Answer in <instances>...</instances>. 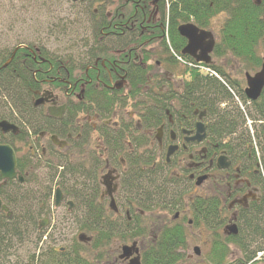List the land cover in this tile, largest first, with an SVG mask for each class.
I'll return each mask as SVG.
<instances>
[{"label":"flooded vegetation","instance_id":"1","mask_svg":"<svg viewBox=\"0 0 264 264\" xmlns=\"http://www.w3.org/2000/svg\"><path fill=\"white\" fill-rule=\"evenodd\" d=\"M51 1L57 3L59 11L68 12V7L80 5L79 15L88 13L91 17L90 36L84 39L80 36L62 54L48 47L47 27L43 33L28 31L27 37L18 36L12 38L11 44L10 41L0 44V72L10 71L16 78L15 90L28 93L26 107L4 105L7 108L0 114V121L18 131L3 133L0 130L13 146L0 144L14 149L17 166L21 156L34 160L49 156L67 159L70 167L66 171L61 167L60 180L68 183L70 190L65 193L55 185L54 203L46 214L37 218L38 229L10 239V245L0 253V264H57L60 261L131 264L137 258L140 264H151L149 251L162 242L166 226L171 225L183 227L186 235L185 243L176 250L184 260L177 264H190L194 256L199 264L202 256L199 247L193 248L194 256L184 253L188 241L186 232L199 229V234L204 236H236L237 210L258 199L257 179L260 171L264 176V167L255 161L248 163L238 156H229L213 141L209 134V112L190 107L193 88L187 83L192 81L195 70L206 74L202 72V65L217 63L232 80H238L240 73L228 71L222 62L214 59V51L211 63L200 65L194 57L183 54L188 41L180 35L179 27L196 26L192 18L177 27L179 37L184 40L181 49L168 52L163 39L170 44L169 28L163 25V10H169L172 0ZM47 2L1 0L9 4L3 7L4 12H13L14 20L25 27H31L35 12H47ZM254 3L264 10V0H254ZM16 21L10 29L17 25ZM198 29L211 33L217 44L221 26L218 40L213 21L211 29ZM21 76L32 77L34 83L30 80L26 83ZM137 79L141 84L135 86ZM150 107L156 115L146 113ZM173 148L176 150L167 159ZM131 156H152L154 163L145 167L149 169L146 179L156 181L157 190L171 188V195L153 197L150 193L137 194L129 188L131 178L137 176L135 171L134 175L130 173ZM76 158L78 162H74ZM201 177L206 179L198 186L197 180ZM15 180L19 182L18 178ZM1 181L2 184L9 182ZM95 181L98 190L94 192ZM215 187L222 195L223 211L218 215L223 217V222L212 223L209 215L195 224L193 202L202 196L211 200ZM58 189L63 197L56 206ZM90 196L103 206L104 221L111 235L103 236L99 230L85 229L87 216L77 204L79 199ZM61 206L65 208L64 229L67 226L74 229L67 233L68 237L71 235L72 245L63 240L65 230L60 235V241L65 244L55 246V233L49 228L54 218L53 208ZM231 212L234 214L229 219ZM0 213L7 218L13 216L10 210V216L3 211ZM45 221L46 225L42 226ZM227 223L236 227V235H229L233 226ZM39 233L42 239L36 245ZM125 248L131 249L128 256ZM196 248L199 255L195 253ZM43 249L47 258L44 255L42 260Z\"/></svg>","mask_w":264,"mask_h":264},{"label":"trees","instance_id":"2","mask_svg":"<svg viewBox=\"0 0 264 264\" xmlns=\"http://www.w3.org/2000/svg\"><path fill=\"white\" fill-rule=\"evenodd\" d=\"M172 2L169 10L166 8L163 10V25L169 28L170 44L165 38L163 39L168 52L171 50L178 52L184 44V40L177 33V27L181 23L188 22L192 18L198 28L211 29L213 19L223 16L220 39L213 53L214 58L240 62L241 73L243 71L256 73L261 69L264 57V10L256 6L254 0H172ZM207 67L216 72L218 77L203 74L197 70L192 73V81L187 83L191 86L190 89L193 88L191 93L194 97H190L192 103L190 107L208 110L209 134L229 156H238L248 163L255 161L264 167V90L256 102H249L244 94L245 82L242 76L238 80H232L225 69L217 63ZM21 79L26 83L29 80L34 83L32 77L21 76ZM15 84L16 78L11 75L10 71L0 72V97H8L9 103L14 107H26L28 93L16 91ZM140 84L141 81L137 79L133 85ZM237 99L243 105L244 110L240 108ZM146 113L149 116L156 115L152 107L147 109ZM248 122L251 123V129ZM113 140L119 143L117 139L113 138ZM0 143L12 145L1 133ZM109 143L107 140V146H110ZM58 157L49 156L41 160L40 164L45 163L47 167V179L42 182L32 172L36 164L35 160L28 156L18 158L17 171L23 175V183L12 180L2 184L0 180V199L13 215L7 218L6 214L0 213L1 254L5 252L6 245H10V239L18 235H29L31 231L38 229L37 218L47 213L49 208L47 194L50 196L53 194L55 185L61 187L65 193L69 192V184L61 182L60 172L61 167H64L65 171L68 170L70 163L64 158H62V163V159ZM54 159L59 160L58 165L54 163ZM153 163L152 156H131L129 159L130 173L134 175L136 172L139 176L138 179L137 176L131 178V186L128 187H132L137 194L142 192L150 193L153 197H168L171 195V188L157 190V182L152 183L146 179L149 176L147 175L149 169L145 167L152 166ZM262 174L260 171L256 185L259 190L258 199L250 202L247 207H240L237 210L238 234L236 236L217 234L212 236L211 245L201 256L199 264H264V176ZM94 183L95 192L98 190V184L97 181ZM172 183V181L169 182L170 185ZM221 196V192L215 187L211 200L208 201L202 196L193 202L194 216L197 218L195 224L203 222L209 215L212 223L214 221L223 222V217L218 215L223 211L220 203ZM77 206H81L83 212L86 213L85 229L90 232L99 230L103 236L111 235L104 221L106 212L103 206L91 200V196L83 200L79 199ZM164 206L166 207L165 204ZM22 232L23 234H20ZM41 234H38L36 245L42 239ZM185 240L183 227L166 226V234L162 242L149 251L151 264H177L183 261L184 256L176 250L181 245L183 246ZM42 251L44 253L45 250ZM43 253L42 260L44 255L47 258V252ZM259 254L261 256L258 258ZM57 264H69V262L60 261Z\"/></svg>","mask_w":264,"mask_h":264},{"label":"rangeland","instance_id":"3","mask_svg":"<svg viewBox=\"0 0 264 264\" xmlns=\"http://www.w3.org/2000/svg\"><path fill=\"white\" fill-rule=\"evenodd\" d=\"M47 2V12L46 11H41V12H35L34 15V20L31 19V27H25L22 25L20 21L14 20L15 15L14 13H6L4 12V6H9L5 5V3H1L0 0V44L3 42L6 43L7 41H10L9 44L12 43V38L15 37H27L26 32H41L43 33L44 30L47 27V41H50L48 47L51 49L52 52H56L59 54H62L63 52H67L68 48L71 46L70 44L74 42L75 40H78L80 36H83V39L85 38L84 36L89 35L90 36V15L88 13H85L83 16H80L78 13V8H80V5H75L72 9L69 8L68 6V12L67 11H62L58 10L57 3H51L53 1L48 0ZM24 12H27L26 9H23ZM28 13H26L27 15ZM224 18L222 16H219L213 20V25H214V32H215V37L218 40L219 39V29L220 26H222V22ZM13 21H16L15 27L13 29H10V25L12 24ZM30 28V30L28 29ZM215 59V58H214ZM217 60V59H215ZM219 63L222 62L228 71H232L234 73L239 72L240 76L245 80L244 76L246 72H240L241 70V64L240 62L236 60H217ZM251 75H253L251 73ZM245 84V83H244ZM9 104V99L5 97H0V114L6 111V106ZM6 105V106H4ZM260 154V150H259ZM76 157V156H75ZM41 159L37 157L35 159V167L34 169L32 168V172L34 175L42 182L44 179H47V167H45V163L40 164ZM59 162L58 159H54V163L58 165L57 163ZM74 162H78V158L74 160ZM87 168H89V165H86ZM48 182V180H47ZM48 184V183H47ZM54 194L48 195L47 194V206L49 205V208L51 207V204L54 203L53 199ZM54 206V205H53ZM53 214L54 218L51 220V224L49 226L50 229H53L54 234V239H55V246L63 245L65 243H62L60 241V235L62 232H65L67 230L65 236L63 237V240L66 242L67 245H72V240H70L71 235H67V233H71L74 231L72 226H67L65 229L66 225V219L64 218V213H65V208L61 206L59 209H54L53 208ZM51 211V212H52ZM162 213V212H161ZM233 212L231 214H228V217H233ZM167 219V218H166ZM165 221L168 222L167 219ZM229 222V221H228ZM227 226H233V224H228ZM226 226V227H227ZM224 230V229H223ZM222 231V230H221ZM52 232V233H53ZM187 248L184 251L185 255L186 254H191L194 256L193 248L194 247H199L202 255L207 252L211 245V236L209 235H200L199 234V229H190L187 232ZM53 244V242H52ZM116 244V243H115ZM234 249L233 247H231ZM195 260L192 261L190 264H198L197 257H195Z\"/></svg>","mask_w":264,"mask_h":264},{"label":"water","instance_id":"4","mask_svg":"<svg viewBox=\"0 0 264 264\" xmlns=\"http://www.w3.org/2000/svg\"><path fill=\"white\" fill-rule=\"evenodd\" d=\"M179 33L182 37L186 38L188 41V45L183 50V54L190 55L195 58V61L197 63H205L210 64L211 63V54L215 48V39L211 33L201 31L193 24L188 25H182L179 27ZM200 54L197 56V54ZM246 89H245V95L248 100L252 102H256L262 95V92L264 90V58L262 63L261 70L255 74L254 76H251L250 74H246ZM199 130L198 132L201 133L202 126H198ZM0 130L3 133H8L10 130L13 132H17V128L10 125L7 122H1L0 121ZM176 150V148H173L170 150L167 159H169L172 155V153ZM221 168H227L225 165H220ZM0 178L4 182L15 180L18 178L20 182L24 181V178L19 175L17 172V156L14 151V149L9 145H1L0 144ZM205 177H201L197 180V185H201ZM62 193L60 189L56 192V206H59L62 200ZM111 207L114 208V204H111ZM0 211L8 213V216L11 214L9 213V209L2 204L0 201ZM47 221H45L42 226L46 225ZM237 230L236 227L233 226L230 228L229 235H236ZM130 248H125L124 252L125 255L128 256L130 253ZM195 253L197 255L200 254V251L198 248L195 249ZM131 264H140L139 259H135L132 261Z\"/></svg>","mask_w":264,"mask_h":264}]
</instances>
